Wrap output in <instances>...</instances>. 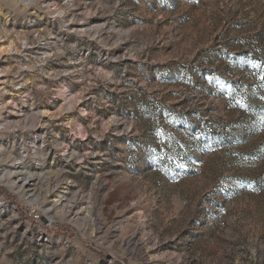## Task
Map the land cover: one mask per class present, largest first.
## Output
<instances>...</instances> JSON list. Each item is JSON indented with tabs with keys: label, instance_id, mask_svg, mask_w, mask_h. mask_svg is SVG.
<instances>
[{
	"label": "rangeland",
	"instance_id": "rangeland-1",
	"mask_svg": "<svg viewBox=\"0 0 264 264\" xmlns=\"http://www.w3.org/2000/svg\"><path fill=\"white\" fill-rule=\"evenodd\" d=\"M0 264H264V0H0Z\"/></svg>",
	"mask_w": 264,
	"mask_h": 264
},
{
	"label": "bare ground",
	"instance_id": "bare-ground-1",
	"mask_svg": "<svg viewBox=\"0 0 264 264\" xmlns=\"http://www.w3.org/2000/svg\"><path fill=\"white\" fill-rule=\"evenodd\" d=\"M17 168L19 169L18 174H20L21 179L19 180V182L17 181L16 184L22 183L21 188L29 185V183L36 178L35 175L29 172L28 168L22 162L17 164Z\"/></svg>",
	"mask_w": 264,
	"mask_h": 264
},
{
	"label": "built area",
	"instance_id": "built-area-1",
	"mask_svg": "<svg viewBox=\"0 0 264 264\" xmlns=\"http://www.w3.org/2000/svg\"><path fill=\"white\" fill-rule=\"evenodd\" d=\"M37 219L39 220L40 217H37ZM46 227H48L50 229L54 227V221H53V219H48V221L46 223Z\"/></svg>",
	"mask_w": 264,
	"mask_h": 264
},
{
	"label": "water",
	"instance_id": "water-1",
	"mask_svg": "<svg viewBox=\"0 0 264 264\" xmlns=\"http://www.w3.org/2000/svg\"><path fill=\"white\" fill-rule=\"evenodd\" d=\"M44 223H46L47 222V219L46 218H43V220H42Z\"/></svg>",
	"mask_w": 264,
	"mask_h": 264
}]
</instances>
